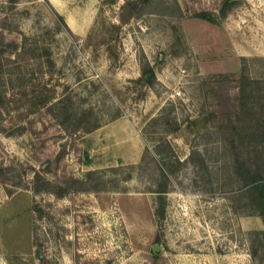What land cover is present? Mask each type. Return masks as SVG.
Returning a JSON list of instances; mask_svg holds the SVG:
<instances>
[{
  "label": "rangeland",
  "instance_id": "1",
  "mask_svg": "<svg viewBox=\"0 0 264 264\" xmlns=\"http://www.w3.org/2000/svg\"><path fill=\"white\" fill-rule=\"evenodd\" d=\"M224 1L0 0V264H264V0Z\"/></svg>",
  "mask_w": 264,
  "mask_h": 264
},
{
  "label": "trees",
  "instance_id": "2",
  "mask_svg": "<svg viewBox=\"0 0 264 264\" xmlns=\"http://www.w3.org/2000/svg\"><path fill=\"white\" fill-rule=\"evenodd\" d=\"M234 1L225 0L223 6L220 8V16L225 17L227 13L235 6ZM132 13L130 12L127 16L119 17L121 23H126L130 18ZM16 48V47H15ZM150 74L151 77H147V74ZM154 74L151 70L144 71L143 78L145 81H152ZM245 178L248 180V186L246 188L247 196L249 201L254 206L255 211L260 215L264 216V177L258 171H251L250 169H244L243 172ZM62 193H58V196H61ZM158 213L161 211H159Z\"/></svg>",
  "mask_w": 264,
  "mask_h": 264
},
{
  "label": "flooded vegetation",
  "instance_id": "3",
  "mask_svg": "<svg viewBox=\"0 0 264 264\" xmlns=\"http://www.w3.org/2000/svg\"><path fill=\"white\" fill-rule=\"evenodd\" d=\"M148 75V74H147Z\"/></svg>",
  "mask_w": 264,
  "mask_h": 264
}]
</instances>
